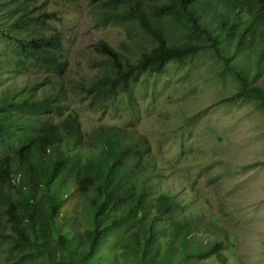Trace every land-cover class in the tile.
<instances>
[{"label":"trees","instance_id":"1","mask_svg":"<svg viewBox=\"0 0 264 264\" xmlns=\"http://www.w3.org/2000/svg\"><path fill=\"white\" fill-rule=\"evenodd\" d=\"M91 2L100 9L96 27L122 25L130 36L128 26L134 23L147 38L131 56L119 54L104 40L98 42L94 49L106 61L86 88L94 108L128 93L143 75L162 74L169 63H182L208 49L241 81L236 95H254L264 108V88L254 84L264 64V0ZM37 9L36 0H4L0 20L10 22L0 27V36L16 42L20 68L31 63L58 78L65 72L62 34L35 32L53 16H34ZM254 34L261 47L250 79L242 69L247 55L240 51L250 47L247 39ZM39 87L7 91L0 98V246L8 243L4 264L39 258L48 264H98L99 252L108 245L109 252L126 263L131 258L134 264H172L174 252L185 253L196 243L191 239L193 226L177 222L173 236L179 245L170 243L162 251L160 222L179 205L165 192L152 195L149 175L141 174L149 166L144 138L134 139L133 132L118 125L84 131L74 113L60 116L59 91L38 97ZM55 114L59 119L54 120ZM74 193L80 199L77 216L89 224L83 231L67 227L77 225L74 215L67 223L57 221L59 209ZM211 255L226 264L217 245L197 256Z\"/></svg>","mask_w":264,"mask_h":264},{"label":"rangeland","instance_id":"2","mask_svg":"<svg viewBox=\"0 0 264 264\" xmlns=\"http://www.w3.org/2000/svg\"><path fill=\"white\" fill-rule=\"evenodd\" d=\"M36 5L34 16L45 12L53 16L34 31L62 34L65 72L57 78L48 77L31 63L20 68L22 56L14 51L16 42L0 36V98L7 91L26 92L40 84L35 94L42 97L59 91L60 116L74 113L84 131L118 125L133 132L134 139L143 137L149 166L141 174L149 175L152 195L165 192L179 205L160 222L162 251L170 243L179 245L173 236L177 222L193 226L191 239L196 243L185 253L174 252L172 264H221L216 255L197 256L216 245L226 264H264V108L260 99L236 95L241 81L208 49L182 63H169L162 74L143 75L128 93L94 108L86 88L106 61L95 46L104 40L119 54L131 56L147 40L145 34L134 23L128 26L130 36L122 25L96 27L100 9L91 0H36ZM8 22L0 20V27L6 28ZM247 42L250 47L240 51L248 58L242 69L253 79L261 44L256 34ZM254 84L264 88V64ZM79 203L74 193L59 209V222L76 217L77 225L67 224L71 231L89 228L77 216ZM7 248L8 243L0 246V264L5 263ZM110 249L109 245L103 247L98 264H109V259L134 264ZM20 264L48 263L39 258Z\"/></svg>","mask_w":264,"mask_h":264}]
</instances>
